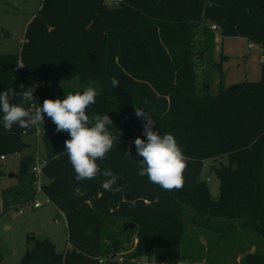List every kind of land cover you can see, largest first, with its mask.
<instances>
[{"label":"trees","instance_id":"obj_1","mask_svg":"<svg viewBox=\"0 0 264 264\" xmlns=\"http://www.w3.org/2000/svg\"><path fill=\"white\" fill-rule=\"evenodd\" d=\"M109 1L42 0L27 25L20 53L0 54V93L8 88L23 93L31 87L13 73L19 58L34 81L77 76L82 90L55 91L51 85L35 90L38 106L50 95L66 96L93 87L99 95L87 109L89 118L108 114L114 126H109L110 131L119 136L107 157L97 161L101 172L111 168L118 177L114 187L121 191L109 192L101 186L103 175L74 179L64 152L68 133L55 132L54 123L43 133L47 155L43 174L49 181L42 190L66 215L69 246L61 254L51 240L36 239L19 264H98L113 250H125L123 243L135 247L128 260L147 257V264H189L182 251L187 205L202 214L225 217L219 230L223 238L255 229L264 239V64L258 81L240 83L208 98L193 89L188 97L182 96L193 71L197 25L207 33L204 52L215 38L211 26L213 32L205 28L212 21L222 36L245 37L264 54V0H120L117 6ZM113 78L118 81L114 87ZM10 102L32 112L31 103L27 105L20 95ZM135 108L147 111L156 123L153 130L173 134L183 149L187 166L180 190H164L138 175L142 157L134 141L147 137ZM94 122L89 119L90 125ZM36 128L14 125L7 131L0 113V156L20 150L26 145L23 136ZM129 149L130 156L125 154ZM225 155L228 163L215 170L220 196L213 200L200 176L206 159ZM32 161L25 158L23 173H28ZM31 174V180L11 194V202H3L5 207L35 199ZM132 200L137 201L134 207L128 203ZM107 217L132 221H126L119 232L104 233ZM241 262L264 264V251L243 248Z\"/></svg>","mask_w":264,"mask_h":264},{"label":"rangeland","instance_id":"obj_2","mask_svg":"<svg viewBox=\"0 0 264 264\" xmlns=\"http://www.w3.org/2000/svg\"><path fill=\"white\" fill-rule=\"evenodd\" d=\"M42 0H0V54H19L25 39L28 23L33 17ZM214 22L207 21L206 29L210 33V26ZM197 36L193 41L192 60L193 71L190 76L189 86L182 93L184 98L189 96L191 89L200 97H212L220 90L232 85L247 81H258L262 77L264 54L258 44L251 43L242 36H222L219 41L214 38L211 48L204 52V42L207 38L203 26H196ZM213 32V31H212ZM15 76H19L15 74ZM55 91L62 88L82 90L80 79L77 76H61L48 82ZM34 96L36 97L35 93ZM38 97V96H37ZM50 99L64 98L63 95H50ZM38 107L35 99L31 111ZM96 117L89 118L95 120ZM37 132L25 134L23 141L26 143L20 150L0 156V264H19L28 249H31L36 239H49L55 244L58 253H65L68 246V233L66 218L62 211L48 199L41 191L35 193V199L18 202L15 207H5L4 201L11 202V194L19 191L23 184L31 180V173L37 157L46 159V150L42 140L43 133L53 127V122L45 115L43 125H37ZM32 158L28 173L22 172V163L26 157ZM228 163L227 156H218L204 161L201 179H206L213 200L220 196V178L215 172ZM12 174L16 176H11ZM36 182L47 183L49 179L41 175L33 177ZM36 201L42 203L40 208L32 205ZM27 204V202H29ZM2 210V212H1ZM23 210V213H19ZM16 212V213H15ZM127 217H107L102 224L104 233L119 232ZM186 225L182 251L184 262L192 264H242L243 248L246 252L257 249L264 251V239L255 229H250L244 234L243 230L238 236L225 237L219 231L227 219L214 217L209 213L202 214L196 208L187 205L183 215ZM58 221V222H57ZM236 222V221H235ZM136 241H134V245ZM125 257L131 255L134 248L131 243H123ZM124 264H137L131 259Z\"/></svg>","mask_w":264,"mask_h":264},{"label":"clouds","instance_id":"obj_3","mask_svg":"<svg viewBox=\"0 0 264 264\" xmlns=\"http://www.w3.org/2000/svg\"><path fill=\"white\" fill-rule=\"evenodd\" d=\"M118 85L113 78L112 86ZM38 85L17 93L8 88L0 93V113H2L3 127L11 131L14 125L23 129L44 123L45 115L56 125V131L66 132L70 139L65 140V151L69 162L75 172L77 181L95 179L103 175L105 180L102 188L109 192L121 191L117 184L118 177L111 168L101 172L97 161L104 160L108 153L117 145L119 136H114L109 126L113 121L108 114L96 117L93 124H89L87 109L95 104L99 93L93 87H87L83 92L68 93L64 98L45 99L34 112H30L23 105L10 101L20 95L25 103L34 100L33 93ZM135 115L143 123V135L147 140L137 137L134 141L137 155L142 157L139 162L138 175L147 177L153 183L164 190H180L183 187V173L186 169L187 157L178 141L171 133L161 135L154 131L156 125L151 115L143 109L135 108ZM131 149L125 151L130 156ZM136 200L128 202L131 207L136 205Z\"/></svg>","mask_w":264,"mask_h":264},{"label":"built area","instance_id":"obj_4","mask_svg":"<svg viewBox=\"0 0 264 264\" xmlns=\"http://www.w3.org/2000/svg\"><path fill=\"white\" fill-rule=\"evenodd\" d=\"M120 0H110L108 2V4L110 6H117L119 4ZM211 29L213 31H218L219 30V27L216 25V24H213L211 26ZM221 38L220 34H216L215 36V39L217 41H219ZM13 73L14 74H18L19 76H23L26 80H28L31 84V87L33 85H38L36 87V90L37 89H40L44 86H46L48 84L47 81H34L31 76L29 75V72L27 70V67L26 65L23 63V61L21 60V58H19L18 62L16 63V65L13 67ZM33 97L34 96V93H33ZM34 101L35 99L33 100V102H31V107L34 105ZM37 126V125H36ZM55 132L56 131V126L54 127L53 129ZM36 132L38 134V137H39V130H38V127L36 128ZM45 164V159H41L40 157H37V162L36 164H34L33 168H32V173L35 175V177H40L41 175H44L43 174V166ZM36 190H37V193L43 191L42 190V185L43 183L42 182H36ZM34 208H40L42 206V203H40L39 201H36L33 203L32 205ZM19 213H23V210H19ZM63 216L66 218V215L64 212H62ZM58 222V221H57ZM69 246V245H68ZM128 258L125 257V252L121 249H116V250H113L112 252H110L106 257L104 258H99V262L98 264H103L104 262H107V261H113V262H118V263H124L125 261H127ZM132 261L134 262H137V264H141V263H145L147 264L149 262V259L147 257H140V258H133L131 259Z\"/></svg>","mask_w":264,"mask_h":264},{"label":"water","instance_id":"obj_5","mask_svg":"<svg viewBox=\"0 0 264 264\" xmlns=\"http://www.w3.org/2000/svg\"><path fill=\"white\" fill-rule=\"evenodd\" d=\"M238 86H239V84H236V85H232L230 88H231V89H235V88L238 87ZM27 105H29V103H27ZM11 176H16V175L12 174ZM129 226H130L131 228H133V227H134V223L130 224Z\"/></svg>","mask_w":264,"mask_h":264},{"label":"crops","instance_id":"obj_6","mask_svg":"<svg viewBox=\"0 0 264 264\" xmlns=\"http://www.w3.org/2000/svg\"><path fill=\"white\" fill-rule=\"evenodd\" d=\"M39 6H40V4H39ZM39 6H38V7H39ZM216 34H221L220 30L215 31V36H216ZM15 213H16V212H15Z\"/></svg>","mask_w":264,"mask_h":264}]
</instances>
